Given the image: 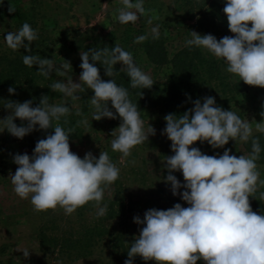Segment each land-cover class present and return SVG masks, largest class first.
Segmentation results:
<instances>
[{"label":"clouds","instance_id":"obj_1","mask_svg":"<svg viewBox=\"0 0 264 264\" xmlns=\"http://www.w3.org/2000/svg\"><path fill=\"white\" fill-rule=\"evenodd\" d=\"M121 4L116 19L122 25L135 24L141 17H147V23L152 24L157 18L149 15L144 0H121ZM8 11L13 13L15 9L10 6ZM223 13L233 36L217 40L212 34L201 36L191 31L192 38L187 39L185 45L206 50L225 62L227 73L249 86L264 88V0H226ZM151 34L153 39H159L158 26L151 29ZM4 39L8 48L14 51L24 48L30 53L31 44L38 39V30L25 22L18 31L7 33ZM146 39V35H141L134 43ZM80 58L82 72L78 83L71 78L67 82L57 80L48 87L73 101L80 99L78 93L91 89L94 92L90 98L94 108L92 120L117 119L118 114L122 122L111 134L114 137L111 148L122 154L123 163L135 146L148 141L156 132L151 126L147 132L144 130L138 106L130 101L128 90L118 86L114 79L102 80L94 63L102 64L108 77L116 74L114 66L121 63L120 71L130 78L132 88L150 89L154 82L136 65L133 55L117 43L111 49L93 48L81 52ZM23 63L28 67L38 65L39 74L45 77H50L53 71L61 76L64 74L53 59L24 55ZM8 91L15 94L13 87ZM109 101L116 114L109 108ZM32 103L31 100L6 101L4 107L10 114L0 119L3 125L0 132L7 130L21 139L34 130L54 129V134L38 140L31 157L26 153L14 155L13 162L18 167L14 175L9 174L14 193L21 199L30 197L36 213L59 206L66 215H71L94 201L97 215H105L107 205H99L105 190L119 178L120 169L107 152H100L97 159L91 152L80 158L70 150L69 137L74 129L65 130L58 123L53 126V121L70 114L67 101L51 104L49 97L44 95L38 106L33 107ZM193 103L194 108L181 115H166V128L162 133L171 141L174 153L166 159L165 182L171 184L172 194L181 195L189 207L176 203L168 210H147L143 220L134 217V223L143 227L131 244L127 252L129 259L124 264H133L132 258L136 256L156 264H197V261L264 264V215L254 212L249 200L258 183L264 185L256 163L261 152L259 139L253 138L249 121L242 120L232 110L216 106L214 97H204L203 103L200 99ZM260 115L264 117V111ZM17 118L27 121V125L17 126L14 123ZM80 123L87 124V120ZM255 129L264 133V122H256ZM250 138L252 150L247 156L230 155V149L224 150L222 155L209 156L199 148L190 147L199 141L218 149L230 139L248 142ZM177 171L182 172L183 184L172 174ZM181 188L185 189L182 193L179 192ZM23 252L25 257L29 256V251Z\"/></svg>","mask_w":264,"mask_h":264},{"label":"rangeland","instance_id":"obj_2","mask_svg":"<svg viewBox=\"0 0 264 264\" xmlns=\"http://www.w3.org/2000/svg\"><path fill=\"white\" fill-rule=\"evenodd\" d=\"M190 2L195 0H144L145 9L150 10L149 15L157 17L152 24L147 23V17H141L135 24L130 22L122 25L116 19L117 10L122 7L121 0H0V59L6 54L12 58L15 55L23 57L32 53L41 59H53L56 67L64 73L61 76L53 71L50 77H45L39 74V69L29 67L32 77L27 78L38 84L39 91L38 95L37 92L28 93L27 101L44 95L49 97L51 104H63L67 101L71 109L68 116L77 121L76 127L79 133L75 137H69L70 150L80 158L91 152L97 159L100 152H107L111 161L120 169L119 178L105 190L99 205L103 207L112 200V207L117 211L115 215L98 216V207L94 201L78 208L71 215H66L59 206L55 210L36 213L33 211L30 197L21 199L14 193L9 174L14 175L18 167L13 162L14 155L26 153L31 157L38 140L54 134V129L34 130L22 139L12 136L7 130L0 132V264H109L111 262L124 264L122 256L124 248L120 243L129 249L143 227L134 223V217L139 216L143 220L147 210H168L176 203L185 207L187 202L182 200L181 195L174 196L171 184L165 182L168 175L166 159L174 153L171 150V141L162 134L166 128V121L161 118L163 111L158 106L139 104L138 110L144 122V130L147 132L151 126L156 134L150 135L148 141L135 146L131 150V155L122 163V154L114 152L111 148V141L114 138L111 134L122 122L112 108L111 102L109 101V108L117 115V119L92 120L94 108L90 105V98L94 92H91V89L86 90L85 93H78L80 99L73 101L64 97L62 93L53 92L48 86L57 80L67 82L71 78L74 83H78L82 72L81 52L93 48L111 49L116 43L133 55L136 65L153 81L163 82L169 75L170 65L156 66L145 54L146 44L153 39L151 34L153 27L158 26L159 38L167 37L166 49L170 53L185 45L187 39L192 38L191 31L201 36L212 34L219 40L223 38V32L226 30L224 23L217 19L216 28L213 30L216 31L215 33L202 32L196 27L197 20L202 17V10L197 8L191 10ZM10 6L15 12L9 13ZM25 22L34 30H38V39L31 44L30 53H26L24 48L15 51L8 48L4 39L7 33L18 31ZM141 35H146L148 39L134 43ZM199 52L202 57L218 62L221 76L226 81L238 79L226 72L227 65L223 60H218L202 48H199ZM67 63L69 65L63 67ZM3 64L4 62H0V69ZM118 65L123 67L121 63ZM217 83L215 80L212 81L211 84L215 87L209 95L215 98L216 106L224 110H232L242 120L252 124L253 134L260 133L256 131L255 124L264 122V117L260 115L264 111V88L252 86L242 90L238 95H225L221 93V88L216 86ZM8 89V87L0 88V119L10 114V110L4 107L6 100L11 96ZM77 111L80 115L76 114ZM85 119L87 124L80 123ZM14 123L17 126L27 125V121L22 122L19 118L14 120ZM57 123L60 125L59 121H53V126ZM2 130L3 125L0 124V131ZM243 144L242 141L230 139L223 148L213 149L210 145L201 144L199 141L190 147L199 148L203 154L209 156L222 155L224 150L230 149V155L239 157L249 154ZM132 161H135V164ZM256 163L260 179L264 180V160ZM172 174L181 184L184 183L182 172L177 171ZM183 191L184 188L179 189L180 193ZM249 200L252 210L264 215V185L258 183L256 192L249 197ZM43 227L46 233L55 237H61L68 232L74 237H83L88 231L90 233L86 236L90 245L88 253L77 257L73 255L71 259L55 253H43L38 243L39 229ZM102 227L106 230L99 233L97 228ZM25 250L29 251L28 257L24 256ZM147 264H156V262L149 261ZM197 264L204 262L197 261Z\"/></svg>","mask_w":264,"mask_h":264},{"label":"trees","instance_id":"obj_3","mask_svg":"<svg viewBox=\"0 0 264 264\" xmlns=\"http://www.w3.org/2000/svg\"><path fill=\"white\" fill-rule=\"evenodd\" d=\"M225 3L226 0H195V2H190L189 5L191 10L195 8L202 10V17L197 20L196 27H199L204 33H215L216 31L213 30L216 28L217 19H219L226 26L223 37L233 36L234 34L228 29L227 17L223 13ZM206 20H208V22H205ZM166 39L167 37L164 36H161L159 39H151L145 47V54L151 63L156 66L163 64L170 65L169 75L166 79L161 83L153 81L154 84L150 89L132 88L130 86V78L126 73L120 71L121 67L118 64L114 66V70L117 72L113 77L105 75V69L99 62H95L94 66L99 69L102 80L107 82L114 79L118 86L126 88L132 103L137 106L143 103L151 106H158L159 109L163 111V115L161 116L162 119L168 114L181 115L194 108L193 102L197 99H200L203 103V98L209 97L210 91L215 87V85L211 84L213 80L218 82L216 86H219V88H221V93L225 95H238L242 90L252 87L240 81L239 78L235 81H226L225 78L221 76L218 62L207 57H202L198 47L181 45L170 53L166 49ZM38 54H40V51H38ZM29 55L33 54L31 53ZM0 62H4L0 69V88L13 87L15 89V94H10V98L7 100L5 99L6 101H27V94L32 92H37L36 95H38V84L27 78L29 76L32 77L29 70L33 68L39 69L38 65H33V67L29 69V67L23 63V57L15 55L10 58L7 54L0 59ZM90 63L93 62L91 61ZM21 78H23V80H21ZM27 86L29 87L28 89ZM91 92L93 91L91 90ZM28 100L33 102V107L38 106L40 102L39 97L30 98ZM59 122L60 126L65 130L69 128L74 129L70 137H75L79 134L76 127L77 121L73 117L68 115L61 117ZM253 138L259 139L261 152L257 161L261 162L264 160V133L253 134ZM201 144L209 145L207 142ZM243 145L245 150L250 153L252 150L251 138L248 142H244ZM112 204V200L106 203L107 213L105 216L110 217L117 213V211L113 209ZM185 207H189V205L186 203ZM105 230L104 227L97 228L99 233L105 232ZM89 234L90 233L86 231L84 234L85 236L74 237L71 232H68L61 237H55L46 233L43 227L39 229L38 233L39 248L43 253H55L61 257H69V259H71L73 255L76 257L84 256L88 253L90 247L88 238L86 237ZM120 246L124 248L122 256L125 262V260L129 259L127 252L130 248L127 249L126 245L123 243H120ZM132 259L133 264H147L149 262L143 260L140 256H136ZM109 264L116 263L111 262Z\"/></svg>","mask_w":264,"mask_h":264}]
</instances>
